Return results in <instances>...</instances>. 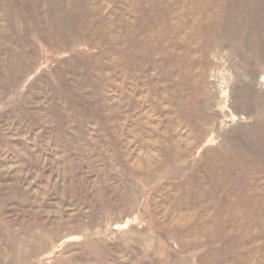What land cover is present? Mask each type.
<instances>
[{
    "label": "rangeland",
    "instance_id": "1",
    "mask_svg": "<svg viewBox=\"0 0 264 264\" xmlns=\"http://www.w3.org/2000/svg\"><path fill=\"white\" fill-rule=\"evenodd\" d=\"M0 264H264V0H0Z\"/></svg>",
    "mask_w": 264,
    "mask_h": 264
}]
</instances>
